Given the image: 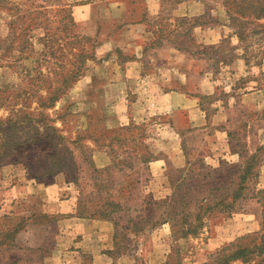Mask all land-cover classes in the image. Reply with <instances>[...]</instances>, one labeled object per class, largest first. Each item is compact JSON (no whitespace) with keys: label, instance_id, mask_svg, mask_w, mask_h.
<instances>
[{"label":"rangeland","instance_id":"374dc122","mask_svg":"<svg viewBox=\"0 0 264 264\" xmlns=\"http://www.w3.org/2000/svg\"><path fill=\"white\" fill-rule=\"evenodd\" d=\"M221 2L0 0V89L4 73L46 87L82 46L96 57L45 109L46 140L0 157V264H214L222 248L264 234V19L240 39ZM19 15L14 33L43 43L13 41ZM31 46L45 55L25 51L22 62L41 64L47 81L2 66ZM3 97L0 119L13 103ZM176 192L172 214L165 200ZM199 211L203 227L182 237Z\"/></svg>","mask_w":264,"mask_h":264},{"label":"trees","instance_id":"16d2710c","mask_svg":"<svg viewBox=\"0 0 264 264\" xmlns=\"http://www.w3.org/2000/svg\"><path fill=\"white\" fill-rule=\"evenodd\" d=\"M221 4L226 10L229 25L233 27L232 34H236L240 39L245 38L244 32L246 31V26L248 24L256 23V26H254L253 30L256 33L258 30H260L255 28L258 26V28H261V24L257 22L260 19H264V0H222ZM24 17L25 16L19 15L16 20H14L10 24V28L12 30V33L10 32L11 38H14L13 41H18L22 42L23 44H26V47H29V45L32 44L34 45V39L36 41L38 40L39 43H41L44 40V37L40 36L39 32H34L33 35H31V37L29 38V41L26 43L25 40L23 41L24 36H20L21 34H18L17 36L14 33L15 22H19V20L23 19ZM205 22L207 23V20ZM215 22H218V20H215ZM31 25L33 24L29 23L27 25L26 34H23L25 33L26 28L22 31L23 35H30L29 29L31 28ZM35 29L37 28L35 27ZM84 39L87 38L84 37L83 40ZM50 44L51 43L45 41V48H47ZM30 48L31 49L27 48V50L19 49L18 55L17 53H11L12 51H10L9 54H11L6 55V57H8L10 61H13V63L2 66L6 67L8 70L10 69L14 73H17L19 77L24 76L23 74L25 72L26 76L34 75L33 71L36 67H34V69L26 67V65L22 62V60L26 59V57H23L26 53L25 51L30 50V53L29 55H27V57L30 58L32 55V57L34 56L35 60H41V57L45 55V53H39L34 48H32V46ZM244 56L246 58L247 63H249L251 55ZM90 59H96L94 51L87 49L85 46L80 47L77 53V62L73 67H71V69L68 70L67 73L63 70H61L60 72H55L56 77H54V81L50 82L46 87H40L43 84L42 83L39 88L35 91L32 89L27 90L26 87H22L21 82H18L15 79L16 77L10 79L9 76L4 73L3 77L6 78V83L3 86L4 89H0V93L2 92L5 94V97L3 98L6 99V102L11 101L13 103L9 104L8 106V109L10 110L9 115L5 118L0 119V157L4 156L5 154L11 152L13 149L21 145L27 143L36 145L39 144L40 141L46 140L47 136L44 135V132L40 125V119L46 117L44 115L45 109L54 107L56 103L61 99V97L68 91V89L84 75L87 62ZM216 62L226 61L224 59H220ZM35 72L38 78L43 79V81H47V79H45L47 75L43 73L41 69V64L39 68H36ZM43 90H45V95L42 94ZM32 101H35L37 103L36 107L31 106ZM1 105L4 106V104L2 103ZM44 127H49L53 129L56 133L57 131H60L59 127L49 125V123H44ZM61 138L63 139V145H66L71 140L70 136L61 135ZM80 140L81 139L78 135L77 139L74 140V142L78 143ZM50 156L52 159V171H60V169L66 166L65 161L59 158L58 153H52ZM245 180L246 177L243 176L241 178L240 183H243ZM179 188H181V185L179 186ZM241 189H243V187H241ZM260 192H264V190H261ZM242 195V192L240 193L238 191L233 196V202L231 203V207L229 208L230 212L235 209V205L238 199L242 197ZM182 200V195H180L179 192L172 194L169 198L165 200L169 205H171V208L173 210L172 214H176V203H181ZM230 212L229 214H232ZM193 215L194 219L192 221H189L188 223H185L184 227H182L181 229L182 237L184 238L189 236L190 234L196 235L204 225L203 214L201 213V211L196 212ZM17 228L13 230L14 233L18 230ZM8 235H10V233L7 234V236ZM249 237L251 239V242H249V244L234 242L232 244V248H222L218 253L217 259L214 264H231L236 260H241L244 262V264H264V234H248L247 236L243 237V239H247ZM255 256L260 257V259L256 263H252V261L254 262L255 260H253Z\"/></svg>","mask_w":264,"mask_h":264},{"label":"crops","instance_id":"0c3cea01","mask_svg":"<svg viewBox=\"0 0 264 264\" xmlns=\"http://www.w3.org/2000/svg\"><path fill=\"white\" fill-rule=\"evenodd\" d=\"M130 69H136L137 68V65H136V63H133V64H130ZM141 67V66H140ZM246 228H247V225H246ZM254 231V230H253ZM242 232H248V229H245L244 231H242Z\"/></svg>","mask_w":264,"mask_h":264}]
</instances>
